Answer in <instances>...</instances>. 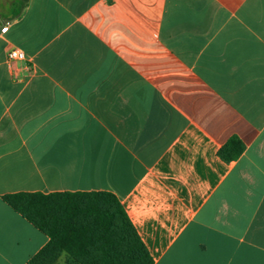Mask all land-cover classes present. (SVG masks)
<instances>
[{"label":"crops","instance_id":"crops-1","mask_svg":"<svg viewBox=\"0 0 264 264\" xmlns=\"http://www.w3.org/2000/svg\"><path fill=\"white\" fill-rule=\"evenodd\" d=\"M57 192L115 195L154 264H264V0H0V264L49 242L3 197Z\"/></svg>","mask_w":264,"mask_h":264},{"label":"trees","instance_id":"trees-1","mask_svg":"<svg viewBox=\"0 0 264 264\" xmlns=\"http://www.w3.org/2000/svg\"><path fill=\"white\" fill-rule=\"evenodd\" d=\"M244 146L231 138L218 152L230 163ZM4 202L41 233L48 244L28 264H154L117 197L108 192L16 193Z\"/></svg>","mask_w":264,"mask_h":264},{"label":"built area","instance_id":"built-area-1","mask_svg":"<svg viewBox=\"0 0 264 264\" xmlns=\"http://www.w3.org/2000/svg\"><path fill=\"white\" fill-rule=\"evenodd\" d=\"M26 54L22 52L19 49H11L8 52V61L13 62V61H20L24 62L26 61ZM29 68V67H28Z\"/></svg>","mask_w":264,"mask_h":264}]
</instances>
